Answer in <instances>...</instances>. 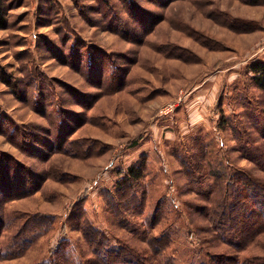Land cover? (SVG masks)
Returning a JSON list of instances; mask_svg holds the SVG:
<instances>
[{
	"label": "rangeland",
	"instance_id": "374dc122",
	"mask_svg": "<svg viewBox=\"0 0 264 264\" xmlns=\"http://www.w3.org/2000/svg\"><path fill=\"white\" fill-rule=\"evenodd\" d=\"M6 1L0 64L18 84L11 87L0 77V151L37 170L51 167L56 176L7 205L9 212L54 215L53 229L24 255L0 264L48 260L65 236L78 256L94 257L84 232L69 221L77 205L113 244L132 246L159 264L264 257V230L246 233L240 247L236 232L218 224L224 200L233 202L234 192L216 176L245 169L264 182V92L250 80L249 69L253 61H264L263 4ZM137 5L162 17L150 34L141 30L142 43L132 41L139 24L130 12ZM117 16L130 23L128 37L117 33ZM40 83L46 98H36ZM95 96L90 108L82 106ZM43 103L48 114L40 109ZM57 110L85 122L68 139L66 152L44 161L41 153L47 151L34 139L48 146L57 141ZM144 155L145 175L135 185L140 205L130 210L116 193L118 172ZM160 199H167L163 215L156 212ZM13 231L0 242L8 243Z\"/></svg>",
	"mask_w": 264,
	"mask_h": 264
},
{
	"label": "trees",
	"instance_id": "16d2710c",
	"mask_svg": "<svg viewBox=\"0 0 264 264\" xmlns=\"http://www.w3.org/2000/svg\"><path fill=\"white\" fill-rule=\"evenodd\" d=\"M101 1L102 3L108 2V0ZM172 1L174 0H166L165 2L169 3ZM247 1L252 4L264 5V0ZM131 2H133V0H128V3ZM7 8V1L0 0V28L8 26ZM150 16L155 19L152 20ZM130 18L137 21L139 24L136 30H132V35L135 36L134 39L132 38V41H138L139 43L144 41L143 38L137 39L138 34H141V30H143L141 35L146 36L152 32L155 24H158L162 20V17L158 19L157 15H153L140 5L132 9ZM116 19H118V23H116L115 27L117 33L124 34L125 37H128L125 32H127L130 23L120 20L118 16ZM88 61L89 65L93 64L92 60ZM97 65L98 64H95V66ZM101 69L102 68H99L100 71ZM249 69L252 72L250 80L264 92V61H253L249 65ZM116 72V70H112V72L109 73L116 74ZM0 77L11 87L18 84V81H12V75L8 73L1 64ZM43 88L41 83L35 87L36 98H46V90ZM18 91H16L17 94H19ZM96 96L88 105L85 101L84 103L80 101L82 106H88L87 108H90L93 102H95ZM48 106L49 105L46 103H43L40 109L42 112L45 111V113L48 114ZM55 112V118H57L60 126L58 130L59 138L58 136H54L57 141L48 146L46 143H42L44 140L34 139V143H40L47 151L46 154L41 153V157L44 161H47L52 153L66 152V145L71 142L68 141V139L85 122V119H80L79 115L77 113H72V111H67V114H63L65 110H57ZM63 123H65L66 126L60 125ZM137 144L135 140L131 144V147ZM39 150L43 152L41 148ZM3 155L10 156L0 151V237L10 229H14V231L8 238V243H5V241L3 243L0 242V261L24 255L36 238L53 229L55 217L54 215L46 213L32 214L21 211H8L7 205L11 201L35 194L43 187L45 180L56 176V172L54 169H51V167L49 172L47 171L49 169L45 170L39 168L37 170L30 165L18 162L13 156L8 158ZM146 165L147 157L144 155L130 164L127 169L118 172L120 176L115 184L116 193L117 196L121 198L123 205L126 204L125 207L130 210H134V208L140 205L138 191L135 185L144 177ZM216 176L218 180H226L227 184L230 185L228 186L229 190H233L234 192L233 202L228 203L226 199L224 200V206L223 204H219L221 207L223 206L222 210L226 213L218 224L224 227V232L228 231L230 228L232 231H235L241 242L240 247H242L246 244L247 239H249L245 237L247 236L245 235L246 233L249 232L251 236H254L257 232L264 230V182L254 178L251 173L245 169H235L232 172H223ZM229 197H231V195H229ZM111 199L113 200V197H111ZM125 200H127L126 203ZM165 201L160 199L157 204L156 212H161L160 215L164 214L161 208L162 205L165 206ZM229 210L231 211L230 214L227 212ZM212 212V214H215L214 210H212ZM226 214L228 215L227 218L225 217ZM219 218L220 217H218V219ZM69 221L73 226L76 225L75 227H79V229L84 232L86 239L90 241L91 245L94 247V257L83 258L80 255L78 256L74 245L69 238L65 236L57 241L48 260L35 264H159V262H154L152 258L139 253L132 246L113 244L103 231L95 227V225L85 217L82 206L77 205L74 207L73 214L70 215ZM227 226L230 228L225 229ZM216 228L218 227L216 226ZM159 239H161V237ZM159 247L160 249H164L162 244ZM160 251H156V256ZM215 258L218 259L216 260V264H264V257H257L252 258V260L244 261H238L233 257L221 258L217 256Z\"/></svg>",
	"mask_w": 264,
	"mask_h": 264
}]
</instances>
